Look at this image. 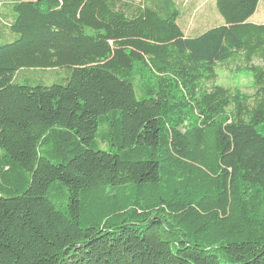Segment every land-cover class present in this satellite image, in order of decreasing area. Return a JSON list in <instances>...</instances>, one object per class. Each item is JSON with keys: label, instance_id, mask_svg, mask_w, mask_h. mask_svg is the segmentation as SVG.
I'll return each mask as SVG.
<instances>
[{"label": "trees", "instance_id": "trees-1", "mask_svg": "<svg viewBox=\"0 0 264 264\" xmlns=\"http://www.w3.org/2000/svg\"><path fill=\"white\" fill-rule=\"evenodd\" d=\"M260 1L0 0V264H264Z\"/></svg>", "mask_w": 264, "mask_h": 264}, {"label": "rangeland", "instance_id": "rangeland-1", "mask_svg": "<svg viewBox=\"0 0 264 264\" xmlns=\"http://www.w3.org/2000/svg\"><path fill=\"white\" fill-rule=\"evenodd\" d=\"M211 8V9H210ZM207 7L206 9L208 11H211L212 9H214L215 13H218V15H214L212 14V16L208 19L210 23H202L200 24L199 22L201 21V17H197L196 19V23L198 24V28L201 29H197L196 31H193V33H190L191 35H197L199 33H201L202 31L218 25L220 23H216L215 21L217 19H222V15L220 14V12L218 11L217 7L214 5L213 8L212 7ZM1 15L3 18L4 17V10L1 9L0 7V18ZM186 16H184L181 13V17L179 18V24L180 22L185 18ZM208 24L209 27H205ZM183 25V24H182ZM181 25V26H182ZM206 28V29H203ZM255 64H263V61H259V60H255L254 62ZM242 65L240 62L237 63H230L229 65H220L218 68V78H217V84L220 85H224L226 87H230L232 89H241L243 91H252L251 88V84H252V77L243 69V65L242 67H238ZM28 75H34V74H39V72H28ZM42 77L47 80V81H51L54 78V70H48V72H46L45 74L42 75Z\"/></svg>", "mask_w": 264, "mask_h": 264}, {"label": "crops", "instance_id": "crops-1", "mask_svg": "<svg viewBox=\"0 0 264 264\" xmlns=\"http://www.w3.org/2000/svg\"><path fill=\"white\" fill-rule=\"evenodd\" d=\"M176 2L181 10V13L186 16L180 24H183L182 26L188 34L193 33V31H196L197 29H201L198 28V24L196 23L198 16L201 17V21L199 23L202 24L205 22L210 23L208 22V19L212 16V14L218 15V13H215L214 9L211 11L206 9L207 7L213 8L214 5L216 6V0H176ZM250 20L258 24L264 23V0L260 1L256 12ZM223 21L224 19L222 17V19H217L215 22L221 24ZM205 27H209L208 24Z\"/></svg>", "mask_w": 264, "mask_h": 264}]
</instances>
